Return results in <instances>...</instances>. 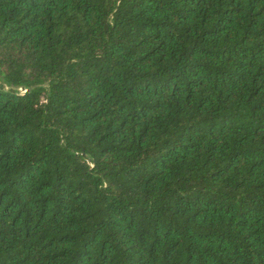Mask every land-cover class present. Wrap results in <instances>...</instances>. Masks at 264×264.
I'll return each instance as SVG.
<instances>
[{
	"label": "trees",
	"instance_id": "16d2710c",
	"mask_svg": "<svg viewBox=\"0 0 264 264\" xmlns=\"http://www.w3.org/2000/svg\"><path fill=\"white\" fill-rule=\"evenodd\" d=\"M0 264H264V0H0Z\"/></svg>",
	"mask_w": 264,
	"mask_h": 264
}]
</instances>
